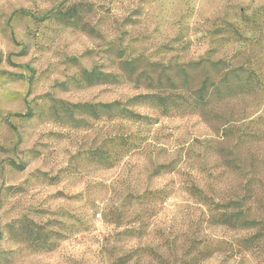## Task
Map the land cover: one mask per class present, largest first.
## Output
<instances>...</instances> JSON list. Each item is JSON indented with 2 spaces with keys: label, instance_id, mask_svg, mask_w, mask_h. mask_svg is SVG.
I'll return each mask as SVG.
<instances>
[{
  "label": "rangeland",
  "instance_id": "rangeland-1",
  "mask_svg": "<svg viewBox=\"0 0 264 264\" xmlns=\"http://www.w3.org/2000/svg\"><path fill=\"white\" fill-rule=\"evenodd\" d=\"M0 264H264V0H0Z\"/></svg>",
  "mask_w": 264,
  "mask_h": 264
},
{
  "label": "trees",
  "instance_id": "trees-1",
  "mask_svg": "<svg viewBox=\"0 0 264 264\" xmlns=\"http://www.w3.org/2000/svg\"><path fill=\"white\" fill-rule=\"evenodd\" d=\"M94 71H88L87 73H93ZM107 76H109L110 74L107 73ZM204 86V85H203ZM147 99L150 100L152 102H154L155 104L158 105H166L167 104V100H168V96L160 94V93H148V94H139L137 96H135L134 98H132V100H136V99ZM131 100V101H132ZM118 104V102H109V103H96V104H92V103H76V104H71L79 109H83L85 111H87L88 113H90L92 116L94 117H98L102 112L106 111L107 109L113 108ZM124 113H127L128 116L130 117H137L138 114H136L135 112H133L132 110L128 109V108H123ZM221 218H219L218 221H220V219H222V223H226V224H230L232 223L233 219L238 217L237 214H235L234 212H227L225 211L224 213L220 214ZM245 222L247 221V219L244 220ZM254 220H252L253 222ZM247 223V222H246ZM254 239V236L251 237H247L244 239V241L246 243L252 241Z\"/></svg>",
  "mask_w": 264,
  "mask_h": 264
}]
</instances>
